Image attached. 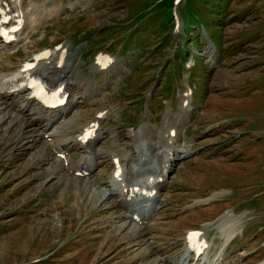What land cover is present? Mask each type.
Instances as JSON below:
<instances>
[{
  "label": "rangeland",
  "instance_id": "obj_1",
  "mask_svg": "<svg viewBox=\"0 0 264 264\" xmlns=\"http://www.w3.org/2000/svg\"><path fill=\"white\" fill-rule=\"evenodd\" d=\"M14 2L12 12L21 10L27 33L36 31L20 32L25 43L17 47L0 41V79L18 74L35 53L62 44L72 90L83 104L73 109L69 129L57 140L50 132L49 140L43 139L37 126L29 124L25 131L20 123L18 128L0 119V264H160L164 257L174 263L190 229L204 232L210 256L222 264L263 262L264 0ZM203 26L216 47L204 41ZM98 52L113 60L101 72L93 68ZM186 86L194 95L188 98L192 109L179 114ZM90 93L95 96L84 102ZM18 97L22 102L24 96ZM105 108L100 165L90 177L98 186L92 188L75 183L62 163H55L57 171L51 149L73 140ZM178 115L179 148L174 145L186 157L173 166L150 226L142 231L121 218L128 213L119 208V199L107 197L114 187L110 158L124 148L137 159L129 130L144 120L147 131L152 129L148 142L165 133L172 144L165 124ZM35 139L39 144L32 147ZM72 150L67 160L76 166L81 153ZM224 190L208 204L190 207ZM227 212L242 228L223 249L221 230L208 223Z\"/></svg>",
  "mask_w": 264,
  "mask_h": 264
},
{
  "label": "bare ground",
  "instance_id": "obj_2",
  "mask_svg": "<svg viewBox=\"0 0 264 264\" xmlns=\"http://www.w3.org/2000/svg\"><path fill=\"white\" fill-rule=\"evenodd\" d=\"M3 1V0H1ZM15 1H18V0H15ZM23 2V0H20V4ZM11 4H15L14 0L11 1ZM3 9L5 10V12H3L2 14H0V17L1 16H5V14H8L9 12V9H10V6L9 4H6L5 6H3ZM14 11V10H13ZM15 12V11H14ZM22 18V12L21 10L17 9L16 10V14L13 15L10 19V24H12L11 21H14L18 18ZM23 19V18H22ZM179 23V22H178ZM21 25V23L19 24ZM183 25V24H182ZM23 28V27H22ZM28 29H30L28 26H27ZM26 30V29H24ZM30 31V30H29ZM28 32V31H27ZM180 33V32H178ZM0 39L2 40V38L0 37ZM15 49V48H14ZM209 58L210 57V54H209ZM212 59V58H211ZM34 62H37V60H34ZM103 62V61H102ZM98 63V62H97ZM193 61L190 62V64H192ZM44 62L41 61L39 64H38V67H36V71L43 74V75H51L53 69L52 68H55V67H50L51 64L49 65H43ZM46 64V63H45ZM103 64V63H102ZM95 68L97 70H101V65L100 64H97V65H94ZM111 67V66H110ZM96 71V70H95ZM103 71V70H102ZM75 72V71H74ZM30 72L28 73H18V74H14V75H10L8 77H3L0 79V119L4 122H9L6 123L8 124V126H18L19 128V125H21L20 127H22V129H24L25 131L26 130H29L28 128H30L29 126L31 125L32 127H38V131H45L46 127H45V123L40 121V123H38V117L39 116H47L48 117V121L52 122L53 120H55L56 118H58V120L61 118L58 117V111L60 112H64L66 110L65 107H61L59 108L58 110H50V109H46L44 107V105L40 102L37 101L36 98H33L32 95H31V90L28 89L26 86L23 85V81L24 79L26 78V76L29 75ZM53 73H57V74H60V75H64L66 76L63 68H59V69H55ZM75 75V73H72ZM10 77V78H9ZM11 82H13L14 84L12 85ZM71 82V80H70ZM4 86H6V88L8 89L7 91H4L3 88ZM17 86V87H16ZM16 87V88H15ZM17 90H20V91H17ZM22 95V96H25V98L23 99L22 97V102H19V100L17 98H20L18 97V95ZM91 95V93H90ZM88 95V96H90ZM102 95V94H101ZM95 96V94H94ZM189 97H192V91L189 89V87H187V90L185 91L184 94H182L180 96V99H181V102H180V112H183V113H186L187 112V109L185 108V103L188 101V98ZM12 98V99H11ZM41 98V97H40ZM73 99H75V96H73V98H71L70 102H69V105L68 107L70 108L72 102H73ZM91 100V97H88V101ZM24 101V102H23ZM97 101V100H96ZM87 103V102H86ZM14 104V106H13ZM16 113V115L14 114ZM22 114L24 117H20L18 116L17 114ZM31 113H35L37 115V118L35 119H29L28 117V114L32 115ZM173 114V113H172ZM172 114H168V115H172ZM34 115V114H33ZM76 116V115H75ZM67 117V116H65ZM168 117V116H167ZM171 117V116H170ZM179 118H180V115L177 116V120L176 122L179 121ZM97 119H93L91 122H95ZM68 121V120H67ZM99 121V120H97ZM1 122V121H0ZM18 123H20L18 125ZM58 123V122H57ZM90 123V122H89ZM17 124V125H16ZM30 124V125H29ZM62 125V126H61ZM60 125V127H57L55 128L52 132H50V134L53 133V135L55 134L56 135V140L59 138V137H63V135L66 133V130L69 129V126H70V122H64ZM13 129V128H11ZM16 130V129H14ZM152 130V129H151ZM151 130H148L149 132ZM171 130H175L171 127ZM170 130V131H171ZM21 131V130H20ZM32 131V129H31ZM34 132H37L38 134V131L33 129ZM109 131V130H108ZM112 132V130H111ZM110 132V134H111ZM153 132V131H152ZM41 133V132H40ZM100 134H102V131L100 130L99 131ZM106 133V132H105ZM26 134V133H25ZM36 134V133H35ZM80 134V133H79ZM131 134L136 138V147H135V151L137 152V156L138 158L137 159H134V160H131V154L129 151H126V149H122L120 152H119V155H118V161H117V166L118 168L121 170L120 173H117L113 176V173H112V176H113V180H112V183L114 185V187H111V189H109V195H107V197H116L117 199L120 198L122 199V195L124 196L125 193L124 191L126 190L127 187L129 186H135L136 184L140 185L141 186V191H139L135 196H137L139 202H141L142 200H146V201H143L141 202V204H147V203H153L154 204V195L153 194H150V191H154L155 194L158 193V187L160 185H155L154 187H149L148 185L150 184H153L157 179H160L162 180L163 176H164V172L167 173L171 170L172 168V165L173 163H175L180 157H181V154L184 153V151L182 152H178V154L174 155L173 154V157L171 159H169L168 161L166 162H169V167H167V165H165V160L162 159V161L160 162L159 166L157 167V170L155 171H152V168H155L156 166H154V160L155 159H158L159 158V152L157 151L156 152V149H159L160 146L157 147V145H154L153 143H149L148 142V138L146 137V127L145 126H141L140 128H138L137 130H132L131 131ZM153 134V133H151ZM34 135V133H33ZM148 135V134H147ZM22 136V135H21ZM149 136V135H148ZM31 137V136H30ZM28 137V138H30ZM40 137V136H39ZM49 137V136H48ZM52 137V136H51ZM153 137V136H151ZM164 137V135H163ZM54 138V137H53ZM32 139V138H31ZM34 139V138H33ZM41 139V138H40ZM52 142L53 140V143H58L56 142L55 139H50ZM169 139H167L168 141ZM68 143V142H73L72 144H68L67 146L64 145L65 143ZM64 144H62L63 146L67 147V148H70V149H77L81 144L82 142H80L78 139H74V140H70V141H66ZM39 144V140L35 139L33 142H32V147H35ZM138 144V145H137ZM61 146V145H60ZM55 149L56 148H59L57 146H54ZM119 151V150H118ZM150 151H152L154 154L151 155L150 154ZM149 153V154H148ZM42 154V153H41ZM134 154V153H133ZM186 154V153H185ZM134 156V155H133ZM162 155H160V158ZM112 157H116V155H113ZM46 158V157H45ZM56 158V159H55ZM54 159V168L59 171V166L58 165H55V163H62V166L65 167L68 166V169L69 171H73L74 169V166L71 164L70 161H67V160H61L60 158H57L55 157ZM110 158V157H109ZM133 159V158H132ZM111 160V158H110ZM121 161L123 162V164L121 163ZM111 162V161H110ZM52 163V162H51ZM61 166V167H62ZM126 169L128 171V175L126 176ZM60 172H62L60 170ZM72 173V172H71ZM65 175V176H64ZM63 176L66 177V178H70V175L69 177H67V174H64ZM93 176V175H92ZM75 183L76 181H78L79 184H83L85 183L87 187H92L94 188V186H98L96 185L95 183L91 182L92 180H94L96 182L95 179H92V178H87V179H78L76 177H73L71 178ZM70 179V180H71ZM90 180V181H88ZM63 181V180H62ZM65 181H67V179H65ZM64 181V182H65ZM133 183H131V182ZM97 183V182H96ZM136 183V184H134ZM85 186V187H86ZM99 190V189H98ZM143 192V194H142ZM223 193H226L225 191L223 192H219V193H215L213 194L212 196L210 195V197L206 198V199H203V200H199L197 202H195V204H203V203H207V202H210V201H213L214 199H216L215 197L217 196H221L220 194H223ZM106 195V194H105ZM150 196V198H149ZM201 196V195H200ZM106 198V199H108ZM152 199V200H151ZM161 200V199H160ZM113 203V202H112ZM118 205H119V208L121 207L122 204H127L125 203L124 199L120 200L117 202ZM194 204V203H192ZM158 206V205H157ZM200 206V205H199ZM117 207V206H116ZM115 207V208H116ZM161 208V207H160ZM121 209V208H120ZM120 211V210H119ZM226 212V211H225ZM154 213V211H153ZM230 214V213H229ZM132 216V214H131ZM124 218L125 220L127 221H124L123 219L121 221H124L125 223L129 222L130 225H133L132 224V221H135V225H133L134 227H136L137 229H141L142 231H146L147 230V227L149 226H145L144 224L146 223L145 219H139V217L137 216L135 219L134 218H131L129 217L128 215L126 216L125 214L122 216L121 215V218ZM233 217V216H232ZM233 218H231L230 215H228V212L225 214V215H222V216H219L217 217V219H215V221L213 222V225H215L217 227V229L221 230V236H222V239H224V243L226 242H229L231 241L236 232L239 231V229H237V227H235V223L234 225L231 223ZM236 219V218H235ZM238 220V219H237ZM120 221V222H121ZM212 223V222H210ZM208 223V225L210 224ZM239 223V222H238ZM143 225V226H142ZM212 228V227H211ZM215 228V227H213ZM212 228V229H213ZM205 229V228H204ZM206 229H209L208 227ZM134 231V230H133ZM205 231V230H204ZM138 232V230H137ZM141 232V231H140ZM210 232V231H209ZM245 232V231H244ZM142 233V232H141ZM144 233V232H143ZM244 234V233H243ZM261 234H263L261 232ZM258 235V234H256ZM135 236V234H134ZM140 238V237H139ZM220 238V237H219ZM217 241V240H216ZM247 241H244L243 243L246 244ZM242 244V243H241ZM152 248V247H151ZM154 248H152L153 250ZM151 250V251H152ZM262 250V248L260 249ZM149 251V250H148ZM147 251V252H148ZM150 251V252H151ZM149 253V252H148ZM187 253V252H186ZM149 255V254H148ZM154 255H156V251L154 249ZM248 255V254H247ZM190 259L189 262H192L193 261V256L190 255L189 253H187V257L186 259ZM159 263L160 264H169V258H165L164 259L162 258L161 260H159ZM208 264H221V263H218L217 260H213V261H209ZM259 264H264V261L259 263Z\"/></svg>",
  "mask_w": 264,
  "mask_h": 264
}]
</instances>
